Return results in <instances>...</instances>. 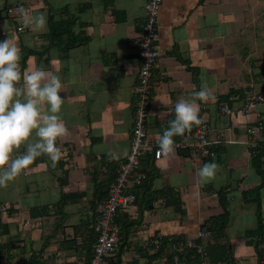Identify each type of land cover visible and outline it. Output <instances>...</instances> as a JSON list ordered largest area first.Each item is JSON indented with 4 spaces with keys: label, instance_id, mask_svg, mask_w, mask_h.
Listing matches in <instances>:
<instances>
[{
    "label": "crops",
    "instance_id": "crops-1",
    "mask_svg": "<svg viewBox=\"0 0 264 264\" xmlns=\"http://www.w3.org/2000/svg\"><path fill=\"white\" fill-rule=\"evenodd\" d=\"M147 1L0 0V41L15 38L22 72L40 68L60 77L59 115L68 129V135L57 141L62 159L55 167L41 156L0 187V204L9 206L8 212L0 211L3 264H28L35 252L42 264H88L96 186L107 179L100 171L108 163L120 166L130 151L134 87L141 65L136 40L142 35ZM16 2L31 8L30 17L45 15L46 26L19 31L21 23L4 15L5 8ZM51 17L62 26L71 18L77 43L68 49L52 44ZM159 25L162 54L153 76L150 138L157 141L175 118V104L193 100L203 82L215 99L197 100L199 115L211 126L210 138L216 139L219 132L224 138L211 158L175 148L167 158L150 154L143 159L151 163L155 176L152 190L173 191L178 207L165 203L159 192L153 208L134 202L122 211L134 223L128 227L121 264H145L137 247L146 246L153 236L195 238L206 221L223 213L235 259L258 264L256 250L250 254L244 250L246 231L259 223L255 193L249 195L252 200L245 193L259 187L264 221V175L253 165L251 153L264 135L254 139L247 128L264 116V104L245 115H225L218 99L233 91L229 100L236 108L264 90V0H164ZM23 151L21 146L13 156ZM212 161L220 166L216 177L201 186L197 173ZM74 194L78 197H69ZM40 207H48V213L32 212Z\"/></svg>",
    "mask_w": 264,
    "mask_h": 264
},
{
    "label": "clouds",
    "instance_id": "clouds-1",
    "mask_svg": "<svg viewBox=\"0 0 264 264\" xmlns=\"http://www.w3.org/2000/svg\"><path fill=\"white\" fill-rule=\"evenodd\" d=\"M22 22L33 30L43 29L46 16L25 14ZM20 59L15 38L6 36L0 41V187H6L41 156H47L55 167L62 159L57 141L68 135L59 115L63 103L60 77L40 68L22 72ZM193 95V100L181 99L175 104V118L157 137L158 155L167 158L174 154V137H183L203 123L196 101L214 102L215 97L206 82ZM21 146L24 151L14 157ZM219 167L215 161L203 164L197 173L201 186L216 177Z\"/></svg>",
    "mask_w": 264,
    "mask_h": 264
},
{
    "label": "built area",
    "instance_id": "built-area-1",
    "mask_svg": "<svg viewBox=\"0 0 264 264\" xmlns=\"http://www.w3.org/2000/svg\"><path fill=\"white\" fill-rule=\"evenodd\" d=\"M164 0H148L145 5V18L142 25V35L136 40L139 47V57L141 65L134 87V127L132 131L131 145L128 157L121 163L116 178L110 183L107 197L102 201H97L95 206L94 223L91 228L96 234V241L93 244L91 260L88 264H111L110 257L119 250L121 236L116 219L120 213L133 204L137 195L132 188L141 185L147 177V172L142 168V161L147 155H153L160 159L158 155V143L150 138L148 134V120L150 116V106L155 86L153 83L154 71L158 65L162 50L159 45L160 25L159 14ZM30 7L22 5L20 2L13 3L7 8L6 15L16 19L21 23L19 31L29 29L22 22V15H30ZM1 19V17H0ZM4 34V32H3ZM264 71V65L262 66ZM264 104V91L255 92L248 96L243 106L232 107L228 103L221 106V114L231 115L238 113L245 115L250 109ZM211 126L203 121L199 126L180 139L175 141V148L188 151L194 157L211 158L216 155L215 146L223 140V132H219L216 139L210 138ZM248 133L254 139H260L264 134V116L257 119V123L247 128ZM163 201L166 203L165 198ZM7 204H0V211L8 212ZM31 224V221H27ZM213 231L208 228L199 229L195 238H185L173 242V250H184L199 248L202 255L201 264H210L207 248L212 241ZM198 239V241H197ZM161 238L154 240L157 246ZM0 264H3L0 260ZM216 264H226L218 261ZM236 264H245L237 260ZM264 264V259L261 261Z\"/></svg>",
    "mask_w": 264,
    "mask_h": 264
},
{
    "label": "trees",
    "instance_id": "trees-1",
    "mask_svg": "<svg viewBox=\"0 0 264 264\" xmlns=\"http://www.w3.org/2000/svg\"><path fill=\"white\" fill-rule=\"evenodd\" d=\"M8 6L5 8L4 12L7 10ZM5 13L4 15L7 16ZM52 17L50 19L51 29L48 35L51 43L57 46H62V47L64 46V49H68L69 47L77 43V41H75L76 38H74L76 37V35H74L71 26V24H73L74 21L70 18L67 21H65L67 25L62 26ZM232 93L233 91L226 95H221L220 98L218 99V102L222 105L225 103L231 105L229 97L231 96ZM256 123L257 120L254 122V124ZM187 133L189 132H186L185 134ZM179 138H181V136H176L174 137V140L176 141ZM214 149L216 150V148ZM251 153H252L253 165L257 168L260 174L264 175V140L259 141L255 147H252ZM148 163L149 164L147 165L142 162V168L144 171L147 172L146 179H144L141 185H137L132 188V191L137 195V199L135 202L136 203L145 202V209H151L154 207V201L158 197V193L161 192L162 195H159L161 196V198H165L168 204H174L175 206L178 207L177 198L175 197L173 191L152 190L153 188L152 181L155 176L153 174V170L149 166L151 163L150 162ZM119 167L120 166H118V164L116 163H108L106 164V166L102 167L100 172L107 175V179L97 184L96 192H95L96 197L93 200L94 203L96 201H102L107 197L109 185L116 178L117 170ZM259 191L260 189L259 187H257L245 193L246 199L249 200H252V198L250 199L249 195L251 193H255L253 200L256 201L258 206L257 213L259 219L258 227L255 229L247 230L246 237L248 238L247 242L249 244L255 245L256 253L259 257L258 264H261V261L264 259V221L262 219L261 195ZM69 197L73 198L78 196L74 194L72 196L70 195ZM67 198L68 196H64V199ZM220 199H221V203L225 205L226 200L225 197L223 196V193H221ZM32 212L35 215H39V214L45 215L48 213V207L35 208L34 210H32ZM227 222H228L227 215L226 213H223L221 216L217 218H213L209 221H206L202 226L203 228H208L213 231L212 241L209 243V246L207 248L210 264H216L218 261H224L226 262V264H236L237 259H235L234 254L232 253L229 240L227 237V232H226V227L228 224ZM92 223H94V220H92L91 225ZM133 223L134 222L129 220V217L127 215H124L122 213H120L119 217L116 219V224L121 227V229L119 228L121 241L119 246V252L115 253L117 258L115 259L116 256L114 257V260L110 258L111 264H121V254L124 247L127 246L129 239L130 232L128 230V227L131 226ZM84 226L86 227L85 224ZM158 237H160L161 240L159 245L157 246L156 244H154V240ZM89 238H91L92 245L88 246V254L90 255V257H92L93 244L96 241V234L94 229L92 228L91 231L89 232ZM180 239H185V237L155 235L148 241L146 246L137 247V251L139 252L141 257H144L146 259L145 264H159L161 260H164L163 264H201L202 255L200 253L199 248L197 247L193 249L187 248L182 251L172 249L171 247L172 243ZM40 256L41 255H39V253L36 252L33 253L28 264H42L40 260ZM90 260L91 258L89 259V261Z\"/></svg>",
    "mask_w": 264,
    "mask_h": 264
},
{
    "label": "rangeland",
    "instance_id": "rangeland-1",
    "mask_svg": "<svg viewBox=\"0 0 264 264\" xmlns=\"http://www.w3.org/2000/svg\"><path fill=\"white\" fill-rule=\"evenodd\" d=\"M240 228H238V227H235L234 228V230H239ZM231 243H233V240H231ZM230 243V245L232 246V244ZM245 250V252H246V254H250V253H254V251L256 250V248H255V245H253V244H249V243H247V247H246V249H244ZM249 250H251V251H249ZM249 251V252H248Z\"/></svg>",
    "mask_w": 264,
    "mask_h": 264
}]
</instances>
